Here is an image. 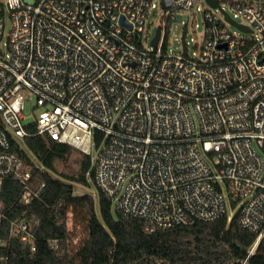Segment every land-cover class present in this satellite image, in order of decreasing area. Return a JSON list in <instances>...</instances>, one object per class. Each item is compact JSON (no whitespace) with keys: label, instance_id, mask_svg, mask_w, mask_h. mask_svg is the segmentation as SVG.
<instances>
[{"label":"built area","instance_id":"2783aa9c","mask_svg":"<svg viewBox=\"0 0 264 264\" xmlns=\"http://www.w3.org/2000/svg\"><path fill=\"white\" fill-rule=\"evenodd\" d=\"M215 1L220 8L0 0V189L15 179L23 184L17 205L39 197L45 183L30 188L22 153L27 137L47 135L89 156L88 179L147 231L236 218L256 235L253 256L264 243V0ZM197 4L201 44L170 53L171 21ZM159 10L154 47L147 20ZM14 206L0 202L5 262L16 242L37 250L33 225L10 217Z\"/></svg>","mask_w":264,"mask_h":264},{"label":"trees","instance_id":"16d2710c","mask_svg":"<svg viewBox=\"0 0 264 264\" xmlns=\"http://www.w3.org/2000/svg\"><path fill=\"white\" fill-rule=\"evenodd\" d=\"M24 144L27 152L22 156L32 173L28 184L34 190L43 183L45 187L30 204L17 205L23 184L7 179L0 189V202L5 208L15 204L10 217L33 225L37 250L31 253L16 242L9 259H0V264H243L245 259H249L247 264H264V243L248 258L256 235L243 229L236 218L149 232L141 220L121 213L102 192H98L97 200L89 193H75L73 183L93 185L87 176L92 168L89 156L80 159L76 176L56 166L72 155L71 146L47 135L27 137ZM27 153L36 156L46 171L29 163ZM50 240H57L58 247L50 246Z\"/></svg>","mask_w":264,"mask_h":264},{"label":"rangeland","instance_id":"374dc122","mask_svg":"<svg viewBox=\"0 0 264 264\" xmlns=\"http://www.w3.org/2000/svg\"><path fill=\"white\" fill-rule=\"evenodd\" d=\"M198 7L199 4L196 5L195 13L189 14L188 12H185L184 15L176 16L171 21V31L168 40V51L170 53H182L187 42L189 43L191 52L194 51L196 44H201L205 27L203 14L197 9ZM155 12H152L147 20V27L151 30L152 36L156 34L158 26L162 23L163 16L160 10L157 12V15H154ZM236 21L243 23V19L241 18H236ZM9 26L10 25L8 24V27ZM231 30L237 31V29L234 27H231ZM184 35H186L185 38ZM82 157V154H80L77 150H74L72 155L69 156L67 160L57 162L56 166L60 171L77 176L80 172V159ZM55 176L58 177L57 175ZM89 182L93 184L91 187H85L77 183H73L75 187V193L80 195L89 193L97 200L99 191L92 180L89 179ZM68 228L72 235V223H69Z\"/></svg>","mask_w":264,"mask_h":264},{"label":"water","instance_id":"95a60500","mask_svg":"<svg viewBox=\"0 0 264 264\" xmlns=\"http://www.w3.org/2000/svg\"><path fill=\"white\" fill-rule=\"evenodd\" d=\"M27 3L29 4H34L35 3V0H26ZM207 2L212 6V7H217V8H220V4L215 1V0H207ZM226 18L231 21L233 24L236 25V22L232 21V19H230V17L228 15H226ZM240 29L244 30V31H247L248 29L242 25H237ZM160 36H161V29L160 27L157 29V33H156V37L153 41V46L156 47L158 45V42L160 40Z\"/></svg>","mask_w":264,"mask_h":264}]
</instances>
